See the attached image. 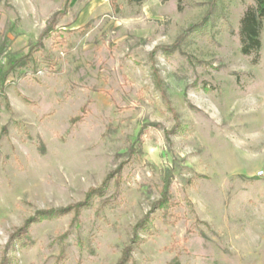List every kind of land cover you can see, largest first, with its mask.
Instances as JSON below:
<instances>
[{
    "label": "rangeland",
    "instance_id": "rangeland-1",
    "mask_svg": "<svg viewBox=\"0 0 264 264\" xmlns=\"http://www.w3.org/2000/svg\"><path fill=\"white\" fill-rule=\"evenodd\" d=\"M252 7L0 0V264H264Z\"/></svg>",
    "mask_w": 264,
    "mask_h": 264
},
{
    "label": "trees",
    "instance_id": "trees-1",
    "mask_svg": "<svg viewBox=\"0 0 264 264\" xmlns=\"http://www.w3.org/2000/svg\"><path fill=\"white\" fill-rule=\"evenodd\" d=\"M114 3V0H109ZM133 3H139L142 0H129ZM264 22V0H254V7L245 11L240 21L239 41L240 52L242 55H256L260 49V35ZM12 68L9 69V71ZM8 71V72H9ZM1 78V86L4 84V78ZM46 215V214H43Z\"/></svg>",
    "mask_w": 264,
    "mask_h": 264
}]
</instances>
